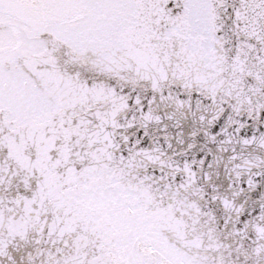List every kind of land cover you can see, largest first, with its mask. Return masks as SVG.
Instances as JSON below:
<instances>
[{
    "label": "snow or ice",
    "instance_id": "obj_1",
    "mask_svg": "<svg viewBox=\"0 0 264 264\" xmlns=\"http://www.w3.org/2000/svg\"><path fill=\"white\" fill-rule=\"evenodd\" d=\"M0 264H264V0H0Z\"/></svg>",
    "mask_w": 264,
    "mask_h": 264
}]
</instances>
